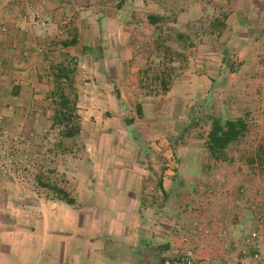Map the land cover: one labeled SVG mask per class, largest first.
<instances>
[{"label":"crops","instance_id":"0c3cea01","mask_svg":"<svg viewBox=\"0 0 264 264\" xmlns=\"http://www.w3.org/2000/svg\"><path fill=\"white\" fill-rule=\"evenodd\" d=\"M79 1L0 0V84L11 85L8 91L14 99L27 100L9 108L15 113H36L38 108L29 103L37 97L47 100L58 96V92L69 97L66 87L58 91L66 78L72 87L83 83L84 91L91 92L92 97L95 93V98L118 94L116 99H123L124 108L134 100L135 112L140 115L143 104L139 99L146 97L138 86L146 51H134L135 41H145L137 13L132 17V5L126 0L108 17L97 15L92 6L80 10ZM229 11L223 26L209 32L211 38L206 34L191 47L180 42L182 37L187 41L192 35L190 29L184 30L189 27L187 19L191 14L180 13L169 22L174 38L167 47L184 61H179L180 74L172 86L157 98L188 104L191 119L182 127L163 123L133 125L123 119V139L94 145L108 149L89 154L87 164H77L76 172H66L76 179L71 187L69 182L62 186L74 203L53 197L50 201L57 207L55 214L40 215L38 238L31 234V227L5 231L0 218V264H15L10 260L16 259L21 247L26 264H32L33 253L41 264H163L165 258L178 256L187 248H193L199 264H226L236 257L237 250L231 243L243 242L256 226L260 209L250 202L257 186L234 167L238 159L232 154L185 155L176 161L167 152L166 169L159 172L154 164V150L171 148L169 141L173 144L171 138H158L155 132L193 127L200 120L198 114H207L195 112L196 101L204 104L206 111V102L217 100L218 94L211 93L210 88L224 70H230V63L222 58L225 49L237 47L240 58L253 59L254 69L259 67L253 55L264 42V0H237ZM148 14L158 20L150 23ZM144 19L146 29L155 35L160 33L164 21L161 14L147 13ZM175 65L176 62L171 67ZM244 67L245 62L238 72L230 71L243 83L257 76V70L247 73ZM113 81L117 89L114 92L110 89ZM103 91L105 96H100ZM74 93L78 96L79 91L73 88L71 96ZM217 116L221 117L219 112ZM207 117L212 120L216 116L212 113L204 117L203 124ZM206 125L209 131L212 123ZM244 129L245 125L241 131ZM143 133L150 138L143 137ZM234 143L231 141L222 151H228ZM146 146L153 154L147 152ZM114 148L117 151L113 153ZM156 173L159 179L154 185ZM240 188L244 191L240 192ZM19 206L28 210L33 204L27 201ZM7 207L15 209L16 204ZM195 224L205 228L204 236L191 235ZM52 225L55 235L49 240ZM186 234L191 237L185 239Z\"/></svg>","mask_w":264,"mask_h":264},{"label":"rangeland","instance_id":"374dc122","mask_svg":"<svg viewBox=\"0 0 264 264\" xmlns=\"http://www.w3.org/2000/svg\"><path fill=\"white\" fill-rule=\"evenodd\" d=\"M123 1L125 0H80L79 4L82 7L80 10H87V7L92 6L97 15L98 13L106 14L108 17L115 9L123 7ZM126 1L132 5V17L134 13H137L139 26L140 28L142 26L145 37L144 42L139 39L140 41L137 40L133 44L134 51H146L144 53V71L140 74L146 77L150 76V78L156 77L150 83L147 81L142 85L141 77L139 79L138 87L142 95L146 97L139 99L143 104V112L140 115L134 109L133 103L136 101L133 100L127 108H124L122 98L117 100L118 96L116 95L109 98L105 96V91L100 95L105 97L95 98V93L92 97L91 92L84 91L83 86L85 85L83 83L77 87H72L77 89L79 94L77 96L74 93L75 95L71 96V90L66 85L68 82L63 79L64 84L61 86L66 87L67 92H70L68 95L76 105L75 114L78 115L76 122H79L81 126L77 136L67 138L60 135L61 126L54 123V111L58 108L57 103L59 102L57 95H52V98L47 100L37 97L30 101L31 107L36 106L38 108L35 109L36 113H34L35 111L15 113L9 106L16 104L20 106L18 103H25L27 100L14 99L13 93L8 91L11 85L9 83L0 84V218L4 221L3 229L5 231L6 228L29 229L31 227V234L34 238H38V235L41 234L40 222L38 221L40 215L48 213L49 216L53 217L57 208L50 201L55 197L54 192L42 184L66 187L69 182L68 187H71L76 179L74 175L66 172H76L77 164L80 167L87 164L89 154H99L100 151L108 149L94 145L105 140L123 139V119L133 125L137 123L148 126L151 123H163L167 127L175 124H181L179 127H182L191 119L190 114H188V104L184 105L181 100L166 99L162 96L163 100L157 98L158 95L164 93V89L167 87L162 88L160 86L161 67L154 60L162 47L168 54H175L174 62L176 65L167 70V73L171 74L168 87L170 88L176 76L180 74L178 72L179 63L184 59L178 58L175 51H170L167 47V42L174 38L173 31L169 27L172 25L169 22L176 19L180 13L186 12V16L191 14V19H187L189 27L184 30L190 29L192 35L187 41L182 37L180 42L182 41V44L185 43L190 47L196 46L197 42L206 34H208V38H211L209 32L212 29L217 31L223 26L225 17L230 12L229 9L235 2L237 3V0ZM151 12L161 14L164 19L163 28L157 35L146 29L144 25L145 14ZM100 18L103 17L100 15ZM257 51L254 52L253 58L259 63V67L254 69L252 66L253 59L250 60L243 56L240 58L237 47L225 49L222 58H227V62L235 68V71L239 70L245 62L246 72L257 70L254 71L257 76H253L249 82L243 83L237 74L231 76V70H224L210 88L211 93L218 94V97L217 100L206 102L205 106L209 109L205 111L202 107L204 104L196 101L195 112H207V114H198L200 120L195 125L193 124V127L175 132H169L166 129L155 132L154 135L158 138L169 137L170 140H173V144H170L169 141L171 148L157 147L154 150V156L157 159L154 164L159 172L167 168L164 161L167 152H171L176 161L185 155L211 156L206 144L208 131L204 128L206 123H211V119L207 117L203 124L204 117L214 113L221 122L226 119H241L246 129L240 132L234 140V145L229 147L228 151H222L218 156L226 157L227 154L235 156L238 160L234 162V167L238 173L246 174L245 176L254 183L253 186H257L252 197H262L264 194V153L262 152L264 149V42ZM249 54L251 55V53ZM149 61L152 66H149ZM173 68L175 72H173ZM110 89L113 92L117 90L114 81ZM200 109L202 110L200 111ZM217 112L220 113L221 117L217 116ZM194 116L196 115L194 114L192 118ZM71 124L73 125V123ZM143 137L150 138L146 133H143ZM145 148L150 155L153 154L150 147L146 146ZM116 151L117 148H114L113 153ZM158 179L156 173L153 179L154 185ZM27 201H30L33 206L31 209L24 210L19 205ZM47 201H49L48 205L45 204ZM11 203L16 204L15 209L7 207ZM54 228V225L49 226L51 231L49 232V240L51 236L55 235L53 233ZM48 246L51 247V251L54 249L52 241ZM17 253L16 259H11L10 263L15 261V264H26L27 257L24 259L23 247L18 249ZM53 253L54 251H52ZM31 260L32 264H41V261L34 257V253ZM2 262L7 263L6 260ZM49 264H54V262L51 261Z\"/></svg>","mask_w":264,"mask_h":264},{"label":"built area","instance_id":"2783aa9c","mask_svg":"<svg viewBox=\"0 0 264 264\" xmlns=\"http://www.w3.org/2000/svg\"><path fill=\"white\" fill-rule=\"evenodd\" d=\"M161 50L158 52V55L154 61L159 64L161 67L162 73H160V77L162 79L165 77L166 87L169 86L171 75L168 74L167 70L172 66L174 60L176 58L175 54H168L164 51V47L160 48ZM150 62V61H149ZM149 66H152V63H149ZM162 74V75H161ZM167 76V77H166ZM156 77L150 78V76L146 77L141 75V85L145 82L150 83L151 80H155ZM160 86H162V81L159 79ZM1 119V116H0ZM211 192V190H208ZM240 192H243L244 189L240 188ZM250 202L255 206H259V215L257 217L256 226L249 230L246 236L243 239V242L234 241L231 245L236 248L237 254L236 257L226 264H264V194L262 197H251ZM206 230L200 224H195V228L192 231V236H204ZM190 234L184 235L185 239L191 237ZM163 264H199L196 259L195 252L193 248H187L182 254L178 256L167 257L163 260Z\"/></svg>","mask_w":264,"mask_h":264},{"label":"trees","instance_id":"16d2710c","mask_svg":"<svg viewBox=\"0 0 264 264\" xmlns=\"http://www.w3.org/2000/svg\"><path fill=\"white\" fill-rule=\"evenodd\" d=\"M147 20L150 23H154L158 20V17L153 14L147 15ZM227 63V58L224 59ZM230 70L235 71V68L230 65ZM66 79V78H65ZM162 86L164 88L165 82L162 80ZM64 88L63 86L58 87V91ZM67 88L72 90L71 82L67 83ZM166 89V88H165ZM59 102L57 103L58 108L54 111V123H58L61 126L60 135L63 137L71 138L75 137L80 133V123L76 122L78 119V115L75 114L76 105L73 99L69 98L62 92H58ZM119 97V95L117 94ZM73 123V125L71 124ZM212 126L208 131L207 138V148L210 152L211 156H218L220 152L226 147L228 143L235 140L240 134L244 124L241 119L231 120L226 119L224 122H221L218 118H212L211 120ZM264 153V149L262 150ZM49 187L55 194V197L63 200L67 204H73L74 200L69 196L68 192L57 185L50 186L49 184H42Z\"/></svg>","mask_w":264,"mask_h":264}]
</instances>
